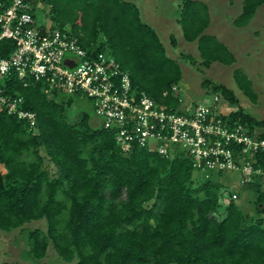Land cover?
<instances>
[{"label":"trees","instance_id":"1","mask_svg":"<svg viewBox=\"0 0 264 264\" xmlns=\"http://www.w3.org/2000/svg\"><path fill=\"white\" fill-rule=\"evenodd\" d=\"M43 1L52 23L68 25L85 47L114 55L136 89L165 107L180 105L179 93L172 90L182 77L179 61L166 53L135 2ZM263 2L242 0L233 23H248ZM178 22L185 39L197 40L204 66L214 60L234 61L225 43L203 32L209 23L204 1L183 0ZM9 41L3 39L0 45ZM170 41L175 45L173 35ZM233 77L255 101L248 75L236 67ZM201 84L237 103L223 83L204 77ZM15 87L25 106L35 111L36 124L30 127L24 119L0 113V162L5 167L0 171V229L44 218L46 229L27 230L34 259L44 257L51 243L72 264H264L260 176L243 185L253 194L254 216L231 197L220 209L223 183L207 178L195 184L188 156H163L139 146L123 151L111 130L89 123L88 112L69 121L72 95L55 92L51 97L36 82L21 86L17 81ZM223 116L250 132L262 127L258 135L264 138L263 118L241 107Z\"/></svg>","mask_w":264,"mask_h":264},{"label":"built area","instance_id":"2","mask_svg":"<svg viewBox=\"0 0 264 264\" xmlns=\"http://www.w3.org/2000/svg\"><path fill=\"white\" fill-rule=\"evenodd\" d=\"M40 2L46 4L0 0V42L10 40L0 45L5 52L0 54V113L34 127L36 113L25 106L15 84L40 83L51 93L88 97L100 125L113 132L123 151L139 146L163 156L182 153L193 170L238 173L243 183L258 175L264 184V138L224 117L228 111L220 107L218 93L212 103L181 102L175 109L157 103L132 85L128 70L111 53L85 47L69 26L37 24ZM231 192L229 197H236Z\"/></svg>","mask_w":264,"mask_h":264},{"label":"rangeland","instance_id":"3","mask_svg":"<svg viewBox=\"0 0 264 264\" xmlns=\"http://www.w3.org/2000/svg\"><path fill=\"white\" fill-rule=\"evenodd\" d=\"M133 1L140 7L142 19L148 20L150 25L153 24L155 26V30L164 44L166 52L179 61L182 77L177 85L176 93H179L181 102L185 104L197 102L212 103L214 93L210 86L205 87L201 84L204 77H209L231 88L237 97V103H231L217 92L220 96L219 102H221L220 107L223 111L241 107L243 110L252 113L256 118L264 119V2L257 7L255 14L246 25L235 26L228 19L240 10L242 0H206L210 5V12L217 11L218 15H220L219 18L226 24H218L219 18L217 20V15H212L205 31L216 34L221 40H226L225 37L228 35L230 39L226 43L234 52L236 60L233 63L213 61L209 66H204L201 63L202 58L199 55L195 40L187 41L183 37L179 23L175 22L174 25H171L172 23L170 22L169 25H165L164 29L158 28L155 25V20L160 17L158 14L163 11H165L166 17H170L173 20L179 9V0H145V4L143 3L144 0ZM224 2L230 4H225ZM39 6L41 9H36V23H49V21H53L50 19L49 13L48 15L46 13L49 7L48 3L43 4L40 2ZM226 11L229 14L228 16L220 14ZM54 22L51 24L52 26H61L57 22ZM226 30H228L227 34ZM171 34L175 38L174 46L171 45L169 40ZM188 55L189 57H187ZM237 66L246 71L251 78L252 87L257 94L255 101L245 95L236 84L233 78V69ZM49 96L52 97L53 93H49ZM84 111L89 113V123L92 126L100 125L98 117L93 112L91 100L85 96H72V101L67 108L69 121L74 122L78 120ZM261 130L262 127L260 126L254 127L255 133H259ZM174 145L177 144L175 143ZM4 170L5 167L0 162V171L3 172ZM192 178L195 184L207 178L218 179L223 183L220 209L224 208L229 197V192L235 191L237 195L234 197V201L239 203L249 215L254 216L256 214L251 201L253 194L250 190L244 188L243 185L245 183L240 181L238 173L222 172L218 174L212 170H193ZM34 227L46 229L45 219H32L11 230L0 229V262L15 261L20 264L73 263L74 260L67 261L59 256L51 243L44 257L34 259L29 253L30 244L27 240V230Z\"/></svg>","mask_w":264,"mask_h":264},{"label":"crops","instance_id":"4","mask_svg":"<svg viewBox=\"0 0 264 264\" xmlns=\"http://www.w3.org/2000/svg\"><path fill=\"white\" fill-rule=\"evenodd\" d=\"M129 1H133V0H129ZM183 1V0H182ZM202 1H204L205 3H206V5H207V8H208V12H209V23H210V19H211V17H212V15H217L216 16V18H217V20H218V18H219V16L220 15H218V12L217 11H212V13L210 12V5L207 3V1L206 0H202ZM134 2V1H133ZM144 4L146 3L145 2V0H144V2H143ZM181 0H179V9H178V12H177V14H176V16L173 18V20H172V18H170V17H166L165 16V11H163L162 13H160V14H162V15H160V14H158L160 17L158 18V19H156L155 20V25L158 27V28H162V29H164L165 28V25H169V23L171 22L172 24L171 25H174L175 24V22H177V23H179L178 22V17H179V15H180V7H181ZM225 4H230V3H227V2H224ZM241 5H242V1H241ZM138 6V5H137ZM139 7V6H138ZM139 10H140V15H142V12H141V9H140V7H139ZM257 10V9H256ZM256 10H255V12H256ZM241 11V7H240V10L234 15V16H230L229 17V19L228 20H230V22H232L233 23V18L239 13ZM255 12H254V14H255ZM220 14H223V16H228L229 14L227 13V11L226 12H224V13H220ZM253 14V15H254ZM232 15V14H231ZM142 17V16H141ZM253 17V16H252ZM251 17V18H252ZM143 18V17H142ZM145 21L148 23L149 21L148 20H146L145 19ZM250 21V20H249ZM150 23V22H149ZM209 23H208V25H209ZM217 23V22H216ZM218 24H221V25H224V24H226L225 22H223L222 21V19L221 18H219V20H218ZM234 24V23H233ZM247 24V23H246ZM245 24V25H246ZM179 25L181 26V24L179 23ZM207 25V26H208ZM235 25V24H234ZM152 26L155 28V26L152 24ZM206 26V27H207ZM235 26H237V25H235ZM242 26H244V25H242ZM206 27H205V29H206ZM205 29H204V33H208V32H206L205 31ZM217 30V29H216ZM215 30V31H216ZM228 30H230L229 28H228ZM228 30H226V34H227V32H228ZM213 31V30H212ZM181 32H182V35H183V31H182V28H181ZM230 32V31H229ZM208 34H212V35H214V36H216V34H214V33H208ZM171 35H173V34H171ZM171 35L169 36V40H170V37H171ZM221 36H222V34H220ZM231 35V34H230ZM174 36V35H173ZM184 37V36H183ZM217 37V36H216ZM218 38V37H217ZM226 40L224 39V40H221L220 38H218L219 40H221L223 43H225L226 45H227V47L229 48V46H228V44L226 43V42H228V40L230 39V37L227 35L226 37ZM175 39V38H174ZM187 40V39H186ZM187 41H194V40H187ZM171 42V41H170ZM195 42H196V46H197V40H195ZM172 45V44H171ZM174 46V45H173ZM198 49V48H197ZM230 49V48H229ZM231 50V49H230ZM231 52L233 53V55H234V61L233 62H235V60H236V56H235V54H234V52L231 50ZM167 53V52H166ZM168 54V53H167ZM169 55V54H168ZM200 55V54H199ZM214 61H218V60H214ZM213 62V61H212ZM211 62V63H212ZM220 62V61H219ZM233 62H231V63H233ZM210 63V64H211ZM222 63H224V62H222ZM238 67V66H237ZM236 68V67H235ZM234 68V69H235ZM240 68V67H239ZM233 69V70H234ZM240 69H242V68H240ZM243 70V69H242ZM244 71V70H243ZM247 75H248V73L246 72V71H244ZM248 77H249V75H248ZM234 78V77H233ZM250 78V77H249ZM251 79V78H250ZM251 82H252V80H251ZM237 84V83H236Z\"/></svg>","mask_w":264,"mask_h":264}]
</instances>
